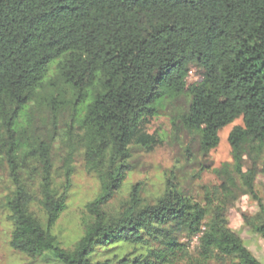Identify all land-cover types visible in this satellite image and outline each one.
Listing matches in <instances>:
<instances>
[{"label": "trees", "instance_id": "1", "mask_svg": "<svg viewBox=\"0 0 264 264\" xmlns=\"http://www.w3.org/2000/svg\"><path fill=\"white\" fill-rule=\"evenodd\" d=\"M52 63L71 90L100 193L88 204L94 221L71 249L60 247L51 227L66 208L67 189L53 187L47 144L33 197L11 141L4 154L14 184L7 200L13 250L50 254L58 264H261L228 214L249 195L259 209L241 218L264 239L254 186L264 152V0H0V127L8 135ZM191 67L201 75L187 84ZM181 94L190 99L180 122L197 133L203 152L218 145L221 128L241 120L228 134L231 165L215 170L222 182L204 203L170 187L139 206L133 193V205L104 220L99 208L121 186L130 146L148 152L157 145L145 127L166 99ZM34 200L45 224L30 211ZM196 236L191 252L182 238Z\"/></svg>", "mask_w": 264, "mask_h": 264}, {"label": "rangeland", "instance_id": "2", "mask_svg": "<svg viewBox=\"0 0 264 264\" xmlns=\"http://www.w3.org/2000/svg\"><path fill=\"white\" fill-rule=\"evenodd\" d=\"M54 67L55 63H52L41 87L18 116L14 133L8 135L0 127V264H58L50 254L28 256L9 245L11 222L7 200L14 184L4 151L11 141L18 144L20 180L25 182L33 197L39 195L38 185L43 172L45 151L41 143L47 144L53 187L58 193L67 189L66 208L51 227V233L60 247L71 249L94 221L88 204L100 193V179L87 164L84 153L87 140L84 130L77 123V113L71 108V90L63 84ZM200 75L198 68L191 67L186 75V83L196 82ZM189 99L186 94L166 99L159 114L147 123L146 132L158 140L152 150L147 152L138 146H130L125 178L99 208L104 220L117 217L133 205V193L139 206L154 203L170 187L192 200L204 203L206 192L222 182L215 170L231 165L228 134L233 126L241 124V120L237 119L221 128L218 145L203 152L197 133L185 129L179 119ZM257 163L259 173L254 186L264 205V152ZM29 208L45 224L38 201L34 200ZM258 209L257 203L242 193L230 207L228 220L230 228L241 236L245 246L264 264V239L246 226L241 218V214L252 216ZM182 240L187 243L189 251L196 250L197 238L183 237Z\"/></svg>", "mask_w": 264, "mask_h": 264}, {"label": "built area", "instance_id": "3", "mask_svg": "<svg viewBox=\"0 0 264 264\" xmlns=\"http://www.w3.org/2000/svg\"><path fill=\"white\" fill-rule=\"evenodd\" d=\"M195 238H197V236Z\"/></svg>", "mask_w": 264, "mask_h": 264}]
</instances>
